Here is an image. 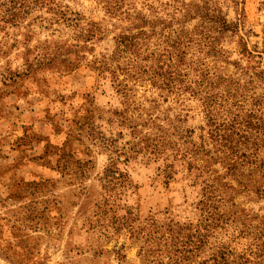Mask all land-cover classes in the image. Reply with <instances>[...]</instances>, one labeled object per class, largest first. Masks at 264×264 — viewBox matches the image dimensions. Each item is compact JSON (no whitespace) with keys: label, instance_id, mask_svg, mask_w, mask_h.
I'll list each match as a JSON object with an SVG mask.
<instances>
[{"label":"rangeland","instance_id":"1","mask_svg":"<svg viewBox=\"0 0 264 264\" xmlns=\"http://www.w3.org/2000/svg\"><path fill=\"white\" fill-rule=\"evenodd\" d=\"M263 133L264 0H0V264L260 254Z\"/></svg>","mask_w":264,"mask_h":264},{"label":"trees","instance_id":"2","mask_svg":"<svg viewBox=\"0 0 264 264\" xmlns=\"http://www.w3.org/2000/svg\"><path fill=\"white\" fill-rule=\"evenodd\" d=\"M261 121L262 120H257L254 125L251 124V127L248 123L243 124V126H245L246 128H250L254 131L253 134H248L247 137L243 134H238V136L240 135L242 141L245 140L244 145H248L250 143L255 146L257 145L255 139L257 138V130L261 124ZM239 125L241 126L242 124L239 123ZM243 133H245V131ZM261 145L262 147L264 146V140L262 141ZM247 148H249V145ZM229 255H231L230 258ZM212 261L213 264H264V250L260 254L253 250L247 251V253L244 254L219 252L214 256Z\"/></svg>","mask_w":264,"mask_h":264}]
</instances>
